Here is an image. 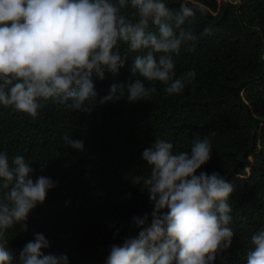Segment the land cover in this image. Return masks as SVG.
<instances>
[{
  "label": "trees",
  "instance_id": "16d2710c",
  "mask_svg": "<svg viewBox=\"0 0 264 264\" xmlns=\"http://www.w3.org/2000/svg\"><path fill=\"white\" fill-rule=\"evenodd\" d=\"M165 3L174 13L181 4L196 10L183 27L197 40L173 56L177 78L196 73L180 94L167 95L162 83L145 82L157 88L148 99L130 103L125 90L101 105L111 85L127 87L140 79L130 71L138 53L121 43L128 65L118 74L106 72L104 80L93 76L98 99L90 112L48 100L31 118L0 105V152L23 156L34 169L33 180L43 175L57 184L31 212L27 230L21 225L8 230L6 246L17 260L34 233H42L50 244L46 254H66L69 264H105L113 244L138 235L133 216L147 214L151 222L147 188L135 179L150 171L143 150L160 138L175 151H188L193 139L208 137L212 158L200 171L218 172L234 188L232 244L215 264H246L251 237L264 229V0ZM64 135L83 140L84 151L67 146Z\"/></svg>",
  "mask_w": 264,
  "mask_h": 264
},
{
  "label": "clouds",
  "instance_id": "9594fccd",
  "mask_svg": "<svg viewBox=\"0 0 264 264\" xmlns=\"http://www.w3.org/2000/svg\"><path fill=\"white\" fill-rule=\"evenodd\" d=\"M129 7L130 13L125 11ZM195 14L187 4L174 13L165 0H0V105L31 118L48 100L90 112L98 99L93 76L104 80L106 72L118 74L128 65L121 43L138 53L130 71L140 79L127 87L111 85L101 105L125 90L130 103L148 99L157 88L145 82L162 83L167 95L180 94L196 73L177 78L173 56L197 40L183 27ZM62 139L84 151L83 140ZM212 153L208 137L193 139L188 151H175L172 142L160 138L143 150L150 171L135 179L147 188L151 222L147 214L133 216L138 235L113 244L105 264H215L232 244L229 199L234 188L220 173L200 171ZM251 169L246 168V176ZM33 171L23 156L0 152V264H69L66 254H46L50 244L42 233H34L18 260L6 246L8 230L15 225L27 230L33 209L57 187L43 175L33 180ZM251 244L246 264H264V229L251 237Z\"/></svg>",
  "mask_w": 264,
  "mask_h": 264
},
{
  "label": "rangeland",
  "instance_id": "374dc122",
  "mask_svg": "<svg viewBox=\"0 0 264 264\" xmlns=\"http://www.w3.org/2000/svg\"><path fill=\"white\" fill-rule=\"evenodd\" d=\"M224 1H226V0H218L219 3H222V2H224ZM248 170H249V169H248Z\"/></svg>",
  "mask_w": 264,
  "mask_h": 264
}]
</instances>
